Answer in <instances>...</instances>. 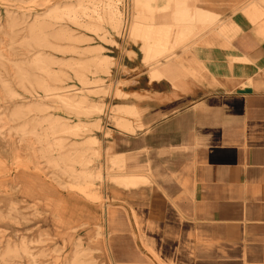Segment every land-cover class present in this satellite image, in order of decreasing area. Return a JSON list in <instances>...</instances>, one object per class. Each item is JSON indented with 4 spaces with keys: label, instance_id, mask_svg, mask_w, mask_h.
Listing matches in <instances>:
<instances>
[{
    "label": "rangeland",
    "instance_id": "1",
    "mask_svg": "<svg viewBox=\"0 0 264 264\" xmlns=\"http://www.w3.org/2000/svg\"><path fill=\"white\" fill-rule=\"evenodd\" d=\"M202 1L198 8L211 14L201 13V25L236 21L264 36V0ZM157 3L171 10L175 0ZM114 6L117 29L108 0H0V264H111L104 237L97 233L107 227V187L100 179L90 183L64 169L74 168L79 175L86 169L101 171V156L83 162L85 141L100 146L111 126L126 129L106 116L110 105L128 97L118 92L111 98L116 81L123 92L131 83L121 79L127 70L116 58L129 0H114ZM156 25L162 43H172V34L181 31L182 42L191 44L200 32V24ZM126 43L123 52L134 56L129 49L134 42ZM170 45L177 53L179 47ZM96 56L108 60L106 70L91 66ZM59 92L85 102L79 107L60 99ZM90 136L99 141L92 143ZM122 168L115 171L123 173ZM172 235L168 228H146L136 221L128 234L116 235L123 244L115 261L195 264V242L185 231Z\"/></svg>",
    "mask_w": 264,
    "mask_h": 264
},
{
    "label": "crops",
    "instance_id": "2",
    "mask_svg": "<svg viewBox=\"0 0 264 264\" xmlns=\"http://www.w3.org/2000/svg\"><path fill=\"white\" fill-rule=\"evenodd\" d=\"M178 1L211 14L198 8L202 0ZM233 22L237 31L227 25L226 37L210 38H203L210 25L198 24L197 51L185 56L190 71L176 82L151 80L141 42L129 45L134 56L123 52L128 39L121 42V79L131 83L119 104L135 106L137 117L132 130L111 126L102 138L124 173L146 178L128 187L109 182L110 206L131 226L185 231L195 264H264V36ZM172 35L165 45L184 44L181 31Z\"/></svg>",
    "mask_w": 264,
    "mask_h": 264
},
{
    "label": "bare ground",
    "instance_id": "3",
    "mask_svg": "<svg viewBox=\"0 0 264 264\" xmlns=\"http://www.w3.org/2000/svg\"><path fill=\"white\" fill-rule=\"evenodd\" d=\"M108 2L109 18L110 21L114 24L113 26L117 29L120 25V19L118 18L117 12L115 10L114 0H108ZM180 4L181 3L177 0L175 1L173 9L169 10L167 7L166 10L163 5L157 3V0H129V12L127 21L124 24L127 25L126 36L127 39H131L135 44L137 42H141L140 49L143 53L144 63L150 67L149 71L151 80L161 79L167 76L172 77L171 79L176 82L178 80L179 71H182L181 73L183 76L190 71V67L186 65L189 58H186L185 56L188 57L190 54H193L197 51L196 44L184 43L180 45L181 43L177 41V39L176 44H179V48L183 49V54L180 56V54L176 53V51L171 50L167 45L159 41L158 30L153 26L156 25L158 21L166 22V24L169 25H173L174 23L179 25H196L204 20V15L186 7L184 4ZM209 25L210 30L207 32L205 31L206 33L203 38H210L214 37L215 35L226 37L228 31H230L227 29V25H229L230 27L233 26L234 31L238 30L237 24L233 21L221 20L210 23ZM91 66L98 71L106 70L108 68V60H104L103 58L96 56L92 59ZM116 83L117 84L114 85L111 91L112 99L115 97L118 98L116 96L118 92L121 93V95L126 94L122 91L123 89L120 90L118 88L117 81ZM91 88L94 87L92 86ZM67 91L70 90H66L64 92ZM64 92L57 93L58 97L64 101H73V103H76V105H78L79 107H81V105L85 102V99H75L74 97H72V94H62ZM97 108L98 106H95V108L93 109L97 110ZM126 114L136 115V107L129 103L110 105L106 114L107 121H112L119 127L132 130L130 121L125 118ZM74 130L75 129H73L72 131L76 132ZM16 134H19L18 138L20 142V140H22V135L18 130L16 131ZM89 138H91L90 141L92 143H96L99 141L94 136H90ZM85 142L87 144H85L84 150L81 152L82 154H84L83 162L88 164L91 162L94 156H101L103 159L102 169L97 173H92L86 169L82 171L83 173L81 175H79L77 172L78 170L65 167L64 170L67 171L71 176L76 175L79 178H83L84 181H89L90 183H93L95 179H100L104 183L105 188L107 187L106 183L108 181L110 183L124 185L126 187L135 186L146 182V178H143L142 176L131 175L124 172L118 173L117 171H115L118 167L123 166V159L121 156L112 155L110 152V148L105 147V143L103 140L100 146L92 145L89 140ZM113 206L109 208L106 207L104 210L105 219L107 222L106 231L103 232L100 230V228H98L97 233L104 237V246L110 257L111 264H118L115 261L114 253H116L115 251L117 250V248H121L123 243L122 240L117 239L118 237L116 235L126 233L128 234L130 232V223L126 213L120 208ZM119 242L121 245H119ZM26 253L30 255L28 246L26 247Z\"/></svg>",
    "mask_w": 264,
    "mask_h": 264
},
{
    "label": "built area",
    "instance_id": "4",
    "mask_svg": "<svg viewBox=\"0 0 264 264\" xmlns=\"http://www.w3.org/2000/svg\"><path fill=\"white\" fill-rule=\"evenodd\" d=\"M128 12H129V8H128ZM128 12H127V15H128ZM126 25H125V32H124V36H123V40H122V42H123V44L125 43V41H126V39H127V36L125 35L126 34ZM120 67V66H119Z\"/></svg>",
    "mask_w": 264,
    "mask_h": 264
}]
</instances>
